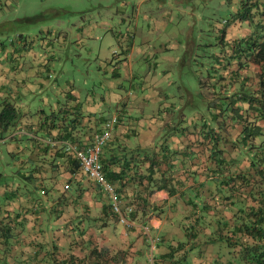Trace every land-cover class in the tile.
Here are the masks:
<instances>
[{
    "label": "trees",
    "instance_id": "1",
    "mask_svg": "<svg viewBox=\"0 0 264 264\" xmlns=\"http://www.w3.org/2000/svg\"><path fill=\"white\" fill-rule=\"evenodd\" d=\"M232 22L239 28L248 25L250 33L222 44V55L206 57L212 62L205 79L196 74L201 87L197 97H202L207 121L184 127L178 116L164 128L166 134L184 137L185 146H161L152 155H142L117 147L111 136L102 150L103 172L118 195L125 219L132 224L127 233L132 241L114 248L98 236L95 239L90 230L100 235L107 220L119 223L107 193L84 173L72 154L63 148L49 153L48 146L22 136L30 150L38 148V152L12 171L0 167V197L10 200L25 195L38 202L58 195L60 204L52 214L62 221L61 234L52 239L54 250H49V243L33 240L30 250H0V264H264V0H242ZM22 36L11 41H22ZM65 98L71 99L68 93ZM187 103L195 107V94ZM80 109L77 105L75 110L68 105L54 109L46 115V123L40 124L43 111L23 114L17 97L0 95V155L7 142L5 134L17 129L25 117V126L38 118L36 124L48 126L46 131L58 129L61 141L80 147L75 131L81 121L70 119L74 115L84 118ZM114 116L117 128L122 115L88 126L97 129L94 137L105 131ZM53 166L57 173L46 178ZM64 173L76 177V187L67 184L71 189L62 192L57 178ZM16 181L24 187L12 190ZM161 191L167 192L170 201L152 203ZM153 216L164 219V229L156 238L150 262L144 247H151V239L145 228L157 231L151 227ZM141 237L142 248L138 246Z\"/></svg>",
    "mask_w": 264,
    "mask_h": 264
},
{
    "label": "crops",
    "instance_id": "2",
    "mask_svg": "<svg viewBox=\"0 0 264 264\" xmlns=\"http://www.w3.org/2000/svg\"><path fill=\"white\" fill-rule=\"evenodd\" d=\"M145 2L146 0H140L138 7H142ZM120 6L130 7L131 1L122 2ZM119 12L122 14V25H127L126 33L117 31L115 27H111L112 38L109 44L113 45L111 48L114 49H112L111 53L107 55L111 60L105 61L104 65H107V68H110L109 71L111 72V77L119 78L121 80L122 75H124V80H121L122 82L119 84L120 88H123L125 81L130 82L131 88H137L138 92L143 95V100H139L136 97L131 99L130 96H133L131 91L126 94V97L115 95L117 101L114 103L115 112L113 115L116 114L119 115V117L122 115L121 118H123V121L117 126V128H115L113 133L116 146L126 147L127 151L140 153L142 155H152L160 149L161 146L166 145H169L170 148L173 149L182 148L186 145V139L184 137H180L178 134H173V132L170 134L164 132V128L167 124L169 125V122L177 117V107H174L173 105L168 107V94H164L163 98L155 97L158 94L157 91L153 92L151 90L152 85L158 86L161 84V86H163L166 80L163 78H154L147 81V79L142 77L144 76L147 78L154 75L167 78V76L171 74V69H174L175 66L171 64L173 61L169 60V57L172 55H169L171 51L178 48L177 44H171V38L174 37L175 40L181 43L180 37L174 34L167 35L166 30L168 29V26L165 22H159L152 20L151 18H145L143 22H141L138 20L139 15L136 16V18H133V20H126L124 19L123 9H120ZM8 23L11 24L12 22L8 21ZM106 26H108L107 23L101 25V27L104 28ZM145 26L149 27L147 31L145 30ZM151 26L154 27V30H161H159V40H156L157 37H151L154 32V30L151 29ZM234 26L235 28L232 31H225L226 34L223 38L220 29L218 30V35H211L212 41L209 40L207 43L199 45L201 51H198V45L196 43L191 44L190 41H188L187 51L183 52L182 58L179 59L178 66L183 70L188 66L186 57L187 54H189V56H191V61L198 72L197 74H203L202 79H205L207 70L210 67L209 64L212 62V59H206V57L211 55L214 57L222 55V44L225 46L231 39H239L250 33V29H247L246 31H243V33L239 30L238 34L237 29H239V27H237V25ZM50 34L51 32L47 30L48 37ZM139 35L142 39L141 42H139L138 39ZM63 36L65 38L63 51H67L69 50L68 41L70 35L65 32ZM22 37L23 40L18 42H12V36L9 37L10 39L8 42H4L0 39V95L5 96L6 94H12L14 97H17V104L21 107L22 113L27 114L29 112L33 113L34 109L26 107V96L28 94H36L38 90L41 91L48 88V83L52 77V71L47 62V60L50 59V56L48 55L50 41L47 42V44L46 41H44L43 45L46 44L47 51L44 54V57L41 58V55L32 50L34 49L31 41L32 38L28 35H23ZM222 39L223 43L221 41ZM117 49L121 51L114 53ZM70 52L66 55L68 60L70 58ZM51 53L53 52L50 51V54ZM61 58L62 57L59 59ZM139 60L147 62V73H143L144 69L142 70ZM165 62H168V64H165ZM105 73L108 72L106 71ZM69 84L71 88H75V83L72 84L70 82ZM200 88L201 87L198 85V91ZM183 90L184 93L188 95V98L193 97L195 94L188 90L187 87H183ZM56 92L57 94H62L63 99L61 101L58 100L54 106L49 107V111H45L44 109L37 110L38 112L43 111V113H41L42 118L40 124L46 123V115L50 114L54 109L58 110V108L68 105L70 108L74 107L75 110V106L77 105V108L79 107L80 109L81 107L80 112L83 114L84 118L78 115H74L72 118L70 117V119L74 118L81 121L80 124H78L79 128L75 131V135L79 138L81 148L86 147L88 144L90 145L97 129L90 130L88 126H98L100 121L108 118L105 117L102 111L96 108V106L91 105L89 102L88 104L80 102L74 91L71 90L70 92H64L63 89L57 88ZM207 92L208 91H206V93ZM66 93H68L69 97L74 99V101L66 99ZM159 94L162 95L161 93ZM152 95H154V97H152ZM154 98L157 101H155ZM152 103H155L154 108H151ZM182 104H185L184 108L188 106L187 102ZM163 105H166V107H162ZM132 110L135 111L132 113ZM203 110V105L202 107L200 105V108H197V112L193 114L191 119H185L184 113H180L179 116L182 118L181 121L186 123V127H192L195 124H202L207 121L209 114L201 116L199 113ZM109 118H111V116ZM25 120L27 121L26 117L24 120L22 119L20 125H17L24 129L20 130L18 127L17 129L8 131L5 134L7 142L2 145L3 151L0 155L1 162H3L7 152L10 159L13 161V169L21 167L23 159L29 157L33 152H38V148L35 151H31L28 146L29 142L23 141L24 138H22V136H30L37 141V144L41 143L44 146H48L50 150L49 153L63 148L60 145V131L58 129L46 131L45 129L48 126L44 127L36 124L38 118H31L30 122L25 126V123H23ZM36 130L38 132L34 133ZM36 143L34 142L33 146H36ZM13 154L18 155L13 156ZM56 164L54 166H56ZM54 166L53 168L50 167L49 174L45 175L46 178L53 173H57L58 168H54ZM13 169H6V171H12ZM75 179L76 177L71 176L69 173H64L58 176L57 181L61 182L62 180L64 184L63 190H60L62 192L70 190L71 188L69 189L67 184L73 187L75 185L76 187ZM46 183L50 184L49 180L46 181ZM12 185H14L12 186V190L19 186L24 187L23 184L20 185L17 181L13 182ZM93 185H95V183ZM85 196H88V194H85ZM151 201L152 203H164L170 201V199L167 192L161 191L156 193ZM59 204V200H57L56 197H43L38 202L33 201L25 195L24 197L21 196L10 200H3L0 197V237L3 234L4 238H9L4 244L0 243V250H30V240H33L34 243L35 241L49 243V250H54L52 249V239L54 235L59 236L61 234L60 225L62 224V221L61 219H56L52 212H54L53 210H55L56 206ZM154 218H159L161 223L157 228L162 227L164 219L156 216H154ZM107 222L108 225L105 228H111L112 226L120 224L109 220H107ZM55 227H57V229H55ZM151 227L157 229L152 224ZM4 238H0V242Z\"/></svg>",
    "mask_w": 264,
    "mask_h": 264
},
{
    "label": "rangeland",
    "instance_id": "3",
    "mask_svg": "<svg viewBox=\"0 0 264 264\" xmlns=\"http://www.w3.org/2000/svg\"><path fill=\"white\" fill-rule=\"evenodd\" d=\"M127 1H131L130 7L120 6L122 2ZM139 1L0 0V26L5 25L2 26V29L5 28V30L2 33L0 32V39L8 42L10 36L13 39L17 34L28 35L32 38L31 41L34 46L32 50L41 55V58L44 57L47 51L46 44L50 41L48 46L50 59L47 62L52 71L51 80L48 83V88L26 96V107L34 109L33 113L38 109L49 111V107L54 106L58 100L61 101L63 99L62 94H57V88L63 89L64 92L74 91L80 102L87 104L89 102L91 105L96 106L107 118L113 116L115 112L114 103L117 101L115 95L126 97V94L131 91L133 95L130 96L131 99L136 97L139 100H143V95L138 92L137 88H131L130 82L125 81L123 88H120L119 84L124 80V75L121 77L122 81L119 78L111 77L110 68L104 65L105 61L111 60L107 55L114 49L111 48L113 45L109 44L112 38L111 27L126 33L127 25H122V14L119 12L120 9H123L124 19L126 20H133L139 15L138 20L141 22L145 18L165 22L168 26L166 34H174L180 37L181 43L175 40L174 37H170L171 44H177L178 46L169 55H172L169 60L173 61L171 64L175 66V70L171 69V74L167 78L154 75L147 78L142 77L147 79V81L154 78L165 79L163 86L161 84L158 86L152 85L151 90L158 93L155 97L163 98L164 94H168V107H171V105L177 107V117L180 113H184L185 119H191L193 114L197 112V108H200V105L202 107V102L200 101L202 97L201 95H199L200 98L197 97V73L191 61V56L187 54L188 66L184 70L178 66L179 59L182 58L183 52L187 51L188 41L191 44L196 43L198 51H201L199 45H203L209 40L212 41L211 35H218L219 29L221 36L225 31H232L235 28L232 22L233 15L242 0H146L142 7H138ZM33 17L35 18L31 22L20 23L23 19ZM8 21L12 23L10 24ZM104 23L108 25L105 28L101 27ZM148 28V26H145L146 31ZM151 29L154 30V27L151 26ZM247 29L249 27L244 25V27L237 29V33L239 34V30L243 33ZM47 30L51 32L49 37L47 36ZM159 30H154L151 37H157L156 40H159ZM65 32L70 35L68 41L69 50L67 51H63L65 43L63 34ZM138 39L139 42L142 41L140 35ZM44 41H46L45 45H43ZM117 50L114 53L121 51ZM50 51L53 53L50 54ZM69 52L70 58L68 60L66 55ZM60 57L62 58L59 59ZM139 62L142 70L144 69L143 73H147V62L143 60H139ZM165 64H168V62H165ZM106 71L108 73H105ZM70 82L72 84L75 83V88H71ZM183 87H187L188 90L195 93L197 102L195 107L188 105L184 108L185 104L182 103L187 102L188 95L184 93ZM155 101L157 100L155 99ZM154 107L155 103H152L151 108ZM162 107H166V105ZM134 111L132 110V113ZM199 113L201 116L207 115L205 110ZM182 124L186 127V123L183 122ZM12 162L6 152L0 167L13 169ZM59 183V188L63 190V181L61 180ZM57 197L58 195H56ZM92 206H95L93 202ZM166 209H168V206H166ZM151 221V224L156 228L161 224L159 218H154V216ZM120 224L99 231L98 234L100 235H96L91 230L90 232L94 234L95 239L98 236L101 242L108 243L112 245L111 247L119 248L122 245L129 244L132 241L131 238H133L127 235L129 233L128 229L132 227V224ZM163 229L164 224L162 227L155 229L157 231L145 228L148 237L151 239V247H144V250H149L146 256L150 262H152L151 250L154 249V245L157 242L156 238ZM142 241V237L139 242L137 241L138 246L141 248Z\"/></svg>",
    "mask_w": 264,
    "mask_h": 264
},
{
    "label": "built area",
    "instance_id": "4",
    "mask_svg": "<svg viewBox=\"0 0 264 264\" xmlns=\"http://www.w3.org/2000/svg\"><path fill=\"white\" fill-rule=\"evenodd\" d=\"M117 122V116H114L109 122H107V124H105V131L96 134L93 142L88 145L86 149L79 147L73 141H62L60 143L67 153L72 154L78 160L84 173L99 184L108 194L113 212L117 214L120 223L130 224L122 213L118 195L114 187L106 179L100 162L102 150L107 141L113 135Z\"/></svg>",
    "mask_w": 264,
    "mask_h": 264
},
{
    "label": "clouds",
    "instance_id": "5",
    "mask_svg": "<svg viewBox=\"0 0 264 264\" xmlns=\"http://www.w3.org/2000/svg\"><path fill=\"white\" fill-rule=\"evenodd\" d=\"M62 142V141H61ZM60 145H61V143H60ZM62 146V145H61ZM63 147V146H62ZM63 149H64V147H63ZM65 150V149H64ZM66 152V151H65ZM110 183V182H109ZM107 196H108V194H107ZM108 199H109V196H108ZM109 203H110V205H111V202H110V200H109ZM120 203V202H119ZM121 207V206H120ZM121 210H122V208H121ZM122 213H123V211H122ZM117 215V214H116ZM124 215V214H123ZM117 219H118V221H119V218H118V216H117ZM119 223H120V221H119Z\"/></svg>",
    "mask_w": 264,
    "mask_h": 264
}]
</instances>
